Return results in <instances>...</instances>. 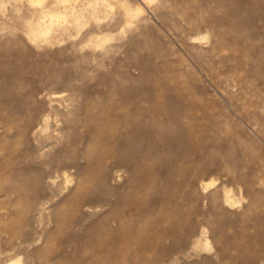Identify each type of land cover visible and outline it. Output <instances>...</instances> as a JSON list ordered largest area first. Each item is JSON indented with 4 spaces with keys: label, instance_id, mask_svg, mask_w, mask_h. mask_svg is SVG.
I'll use <instances>...</instances> for the list:
<instances>
[{
    "label": "rangeland",
    "instance_id": "1",
    "mask_svg": "<svg viewBox=\"0 0 264 264\" xmlns=\"http://www.w3.org/2000/svg\"><path fill=\"white\" fill-rule=\"evenodd\" d=\"M18 1L0 0V201L13 203L0 209V264H114L95 250L107 238L98 220L112 207H82V223L60 231L49 221L54 213L76 216L78 183L98 187L103 164L127 170L110 184L125 195L135 181L129 197L149 204L146 220L167 217L161 228L177 241L156 264H233L240 230L254 233V212H264V0H118L122 10L108 9L101 23L40 47L23 24L32 11ZM123 3L143 10L132 26ZM103 27L110 31L100 33ZM48 114L63 161L79 157L83 169L70 171L73 183L62 195L47 191L42 207L27 189L45 187L43 162L56 151L41 156L32 142V128ZM122 136L139 141L142 175L118 167L121 153L101 157ZM3 184L25 191L5 194ZM205 229L212 251L201 250ZM24 235L29 242L17 246ZM151 256L138 264H151Z\"/></svg>",
    "mask_w": 264,
    "mask_h": 264
},
{
    "label": "bare ground",
    "instance_id": "2",
    "mask_svg": "<svg viewBox=\"0 0 264 264\" xmlns=\"http://www.w3.org/2000/svg\"><path fill=\"white\" fill-rule=\"evenodd\" d=\"M23 1L24 0H21V2ZM25 1V6L27 7V9L32 11V17L23 24L27 28V34L29 36L31 44L39 47L44 45V43H50L58 36H62L63 32L67 33L71 28L85 27L91 20L95 22L101 21L102 13H108L109 11L111 12L112 8L115 10L114 6L115 4H118V0H81L78 3L76 2L77 0L75 2H73L74 0H69L70 3L72 1L71 4L68 3V0ZM3 2L5 3V1ZM18 2L20 3V0ZM2 5L4 4L2 3ZM122 8L124 11L125 24L127 26H132L133 24H135V22L140 19L143 13L142 8H133L127 3H123ZM108 9L110 10L107 12ZM13 10L17 14V12L21 11V7L17 5ZM37 12L39 14L38 18L35 17ZM108 31H110V29L107 27L100 28V33L105 34L106 32L108 33ZM49 97L51 96L49 95ZM54 102V99L51 100L50 105L53 106ZM60 107L62 108V106ZM137 107L138 106L135 105V108ZM111 108L121 110L123 109V106L121 104L114 103L113 105H111ZM56 110L54 112H57ZM57 127L58 125L53 126L51 124L50 114H48L42 116L40 121H38L37 124L32 128V137L34 140L32 142L36 146L35 149L38 150L41 156L44 155L47 151L56 149L53 157L49 161L43 162L44 171H42V178L45 183V187L43 189H39L38 185L33 183L31 188L27 189L28 191L32 190L33 197L36 196L37 198H39L38 204L42 207H44L45 204L50 201L49 196L46 195L47 191H49L50 189H54V196L62 195L65 189L69 188V186L73 183V175L70 171H80L81 169H83L80 165L79 157L72 159L71 162L63 161L62 156L65 152V147H58L60 141H57L59 139V131ZM6 129L11 130L12 126L8 124L6 126ZM122 139H124V141H112V148L107 149V152L104 153L101 157L111 158L112 156H116L115 154L121 153L123 157L117 160L118 167L125 168L127 166L131 171L134 172L135 176L142 175L143 171L140 168L139 164L140 161L145 160V157L134 155L135 151H137L139 148V141H126L127 138L125 136H122ZM87 161H91V156L88 152ZM149 169L151 168H148V170ZM120 170L116 169L115 171H109L108 168L103 164L100 170V177H95V181L97 180L100 182V185L98 187H91L90 184L88 185L87 183H78V191L80 192V196L76 199L75 205L73 207L76 212V216L61 217L58 213L50 214V225H55L54 227L58 231L62 230V227L64 225L68 227H76L82 223V220L84 218L79 213L82 207H87L90 210H100L110 206L112 208L106 213H103V215H101L98 220L99 223H101V226L104 229L107 238L95 249L96 252L99 255H105V257H107L109 260H114V264H118L117 261H119V258L126 259V257L131 255L134 257V259H132V262H134V264L143 262V257L145 255H152L150 258V262L151 264H156L159 260L162 259L163 255L172 250L175 242L177 241V237L176 235H173L166 231L164 228H161L162 221L167 219L166 216H158L154 222L145 219V210L148 208L149 204L145 202L144 198L138 201H132V199H130L129 197L132 194L131 191H133L135 181L125 185L127 189L125 195H120V189L111 186V182L121 181L123 171H127L121 168ZM61 179L62 182H60ZM103 189L105 192H102ZM2 191L5 192V194L9 192L14 193L18 196H22L25 190L18 187L7 190L3 184ZM225 191V204L232 206L234 203L232 201L233 198L230 196L229 192L226 189ZM112 197H116V199L114 200L112 199ZM173 198L175 200L177 196H173L172 198H170L169 201L166 202V204L172 203ZM10 204L13 203L8 199L1 200L0 209ZM126 208L129 210L128 213L125 210ZM254 214L255 219L257 220L256 230L251 235H248L244 228L240 230L234 245L235 257L233 259V264L246 262L250 264H264V212L260 213L259 211L255 210ZM187 221L188 218L185 219L184 222ZM47 225L49 224H46V226ZM148 233L151 234L150 238L147 235ZM207 233L208 231L207 229H205L204 234L206 236V246L204 249L201 248V250L212 251L213 248L209 246L210 240L207 238ZM14 237L15 234L13 236L10 233L9 241L13 243ZM19 239L20 242L17 243V246H23L24 244L29 242L28 240H26L25 235L24 237L21 236ZM258 242L262 243V247L259 250L254 251V244ZM194 246L196 248L200 247L197 242H194ZM1 254L2 253H0V256ZM31 264H37V262H33Z\"/></svg>",
    "mask_w": 264,
    "mask_h": 264
}]
</instances>
